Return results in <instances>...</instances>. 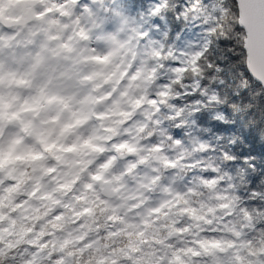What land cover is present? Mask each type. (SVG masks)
<instances>
[{
	"label": "clouds",
	"instance_id": "clouds-1",
	"mask_svg": "<svg viewBox=\"0 0 264 264\" xmlns=\"http://www.w3.org/2000/svg\"><path fill=\"white\" fill-rule=\"evenodd\" d=\"M153 2L0 0L4 264H22L38 244L48 245L39 264H176V255L203 264L181 250L232 229L242 257L264 244V224L253 230L246 219L264 220V189L226 179L188 126L192 102L180 83L188 74L161 71L169 57L142 36L150 28L121 19L147 23ZM255 104L240 117L243 135L264 127V96ZM234 201L224 217L220 205Z\"/></svg>",
	"mask_w": 264,
	"mask_h": 264
},
{
	"label": "snow or ice",
	"instance_id": "snow-or-ice-1",
	"mask_svg": "<svg viewBox=\"0 0 264 264\" xmlns=\"http://www.w3.org/2000/svg\"><path fill=\"white\" fill-rule=\"evenodd\" d=\"M170 14L175 21L174 28L168 27ZM121 19L150 28L148 32L141 28L142 36L155 37L149 41L154 54L169 57L161 71L188 74L187 79L180 80L184 98L192 102L188 126L199 130V145L223 161L221 169L229 173L226 179L233 182L234 187H238L234 180L239 179L250 182L249 187L255 186L256 192L264 189V127H258L255 134L243 135L237 131L243 123L240 117L246 118L253 107H258L255 101L264 96V0H232L231 8H225L222 0H154L145 17L147 23L138 22L130 15H122ZM257 139L260 140L259 150L254 143ZM245 146L248 151L243 150ZM238 148L241 151L237 152ZM232 172L237 173L235 178L230 175ZM257 200L258 208L264 207V193ZM238 203H222L224 217L233 215ZM259 216L264 213H258L257 219ZM246 219L253 230L264 224V220L256 224L251 216ZM184 231L186 229H180ZM241 235L232 229L224 238L198 239L194 242L198 248L181 251L205 257L203 264H264V260H251L252 256H264V244L255 249L249 244V256L240 255L242 245L238 238ZM36 247L40 251H26L22 264H39L41 253L48 245ZM3 255L0 246V257ZM0 264H4L2 259ZM55 264H64V261L57 260ZM176 264H184L179 255H176Z\"/></svg>",
	"mask_w": 264,
	"mask_h": 264
},
{
	"label": "trees",
	"instance_id": "trees-1",
	"mask_svg": "<svg viewBox=\"0 0 264 264\" xmlns=\"http://www.w3.org/2000/svg\"><path fill=\"white\" fill-rule=\"evenodd\" d=\"M161 82L167 83V77L165 75L161 76ZM193 135H195L197 138L199 136V130L198 129H193ZM257 150H259V147H257ZM210 153L213 157H218L217 154L212 153L211 151H206ZM217 163H222V160H217Z\"/></svg>",
	"mask_w": 264,
	"mask_h": 264
}]
</instances>
